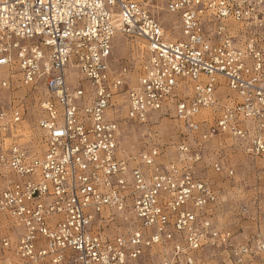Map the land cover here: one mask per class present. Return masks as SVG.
<instances>
[{
	"label": "built area",
	"instance_id": "obj_1",
	"mask_svg": "<svg viewBox=\"0 0 264 264\" xmlns=\"http://www.w3.org/2000/svg\"><path fill=\"white\" fill-rule=\"evenodd\" d=\"M0 90V258L264 264V230L238 241L197 174L215 153L234 175L215 138L264 163V0H0ZM162 115L177 141L128 152L122 120Z\"/></svg>",
	"mask_w": 264,
	"mask_h": 264
},
{
	"label": "rangeland",
	"instance_id": "obj_2",
	"mask_svg": "<svg viewBox=\"0 0 264 264\" xmlns=\"http://www.w3.org/2000/svg\"><path fill=\"white\" fill-rule=\"evenodd\" d=\"M170 17L175 18L173 15ZM175 35H181V32L176 31ZM130 44H134V55L141 58L140 49L137 45L131 41ZM128 46L124 35L119 34L115 37L116 66L119 65V62L129 59L130 49ZM11 95L13 94L6 90H0V98H10ZM27 121L25 122L26 139L33 138L38 144L41 135L34 126V119L31 114H29ZM122 121L126 128L122 145L128 152L149 146L153 140L159 143L174 144L178 139L177 121L170 116L162 115L160 118H153L148 124L140 125L126 119ZM233 143L234 141L228 137L214 139L216 146L221 144L218 146L219 155L224 157V160H228L234 167L233 176L213 171L210 163L216 158L215 153L208 154L204 160L206 169L197 172V174L212 181L219 193L220 202L215 210L216 221L221 226L232 228L236 233V239L245 242L248 236H251L259 228L264 230V163L247 157L243 150ZM226 255L221 248L209 249L206 254L208 264H233ZM0 264L24 263L14 258H0ZM251 264L262 263L260 260H254Z\"/></svg>",
	"mask_w": 264,
	"mask_h": 264
},
{
	"label": "bare ground",
	"instance_id": "obj_3",
	"mask_svg": "<svg viewBox=\"0 0 264 264\" xmlns=\"http://www.w3.org/2000/svg\"><path fill=\"white\" fill-rule=\"evenodd\" d=\"M141 47H143V45H141Z\"/></svg>",
	"mask_w": 264,
	"mask_h": 264
}]
</instances>
